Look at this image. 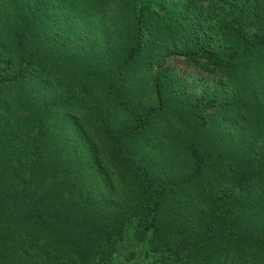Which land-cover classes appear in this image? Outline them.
<instances>
[{
	"label": "trees",
	"instance_id": "1",
	"mask_svg": "<svg viewBox=\"0 0 264 264\" xmlns=\"http://www.w3.org/2000/svg\"><path fill=\"white\" fill-rule=\"evenodd\" d=\"M12 12L0 44V264H264V0H0V40ZM92 34L104 46L81 43ZM161 37L235 86L183 96L182 182L157 179L126 147L165 110L164 81L150 73L147 90L138 66ZM241 103L253 114L219 137L227 151L201 153L198 136ZM116 115L128 125L112 126ZM92 121L102 127L78 155L71 132Z\"/></svg>",
	"mask_w": 264,
	"mask_h": 264
},
{
	"label": "rangeland",
	"instance_id": "2",
	"mask_svg": "<svg viewBox=\"0 0 264 264\" xmlns=\"http://www.w3.org/2000/svg\"><path fill=\"white\" fill-rule=\"evenodd\" d=\"M176 2L178 0H172ZM201 7L205 8L206 4H200ZM110 14V13H109ZM14 12L10 14L8 20H4L2 24L4 25L1 31L2 38L0 44L4 43L5 40H9V29L12 27ZM109 16V15H108ZM107 16V17H108ZM102 20H105L104 18ZM101 19H98L95 23H99ZM94 23H90L91 28L95 29ZM55 32V31H54ZM52 32V33H54ZM94 39V35L90 37L81 36L80 41L85 42L87 46L96 47L104 46L99 43H94L91 41ZM102 43V42H101ZM165 38H160V40L154 39L150 44L149 48L144 51L143 57L139 60L138 66L139 71V83L144 86L147 90L149 87V74L158 75L160 80L165 83V90H167L165 110L161 115V118L156 120L152 126L153 133H143L142 136L137 138L135 141H130L126 147L132 151L145 165H147L151 174L157 179L175 180L177 182H182L184 178L190 174L191 163L186 158L187 145L190 140L191 123L188 120L186 109H182L183 103L181 100L183 96H188L192 93H201L204 90L218 88L229 94L235 93V86L233 83L229 82L228 78L225 77L221 72L213 70L212 68H206L203 64H193L189 62L186 58L180 57L176 54H171L166 50ZM108 48L110 45L108 44ZM33 81L31 82V85ZM98 96L99 109L104 108L107 111V93L100 91L99 93L94 91ZM45 93L40 92L39 96H44ZM149 92L146 91L144 99L147 101L150 96ZM47 97H52L48 94ZM46 97V98H47ZM109 103V102H108ZM52 109L57 111V116L59 122H66V114L63 110ZM77 117L79 119H84L85 115L83 110H76ZM235 117L231 119V123L225 125L218 124L207 130L205 133L200 134L197 138L198 146L200 152L204 154H210L211 156L220 155L221 153L227 151L226 147L220 148L219 137L224 136V133L230 131L228 126L233 125L234 129L237 130L240 126L246 125V119L244 116H249L253 114L252 105H245L241 103L239 108L234 109ZM261 112V111H260ZM257 113V115H263ZM214 114L215 111L210 112ZM220 116V115H219ZM218 116V117H219ZM109 119L108 123H112L115 120V124L112 125L115 128H121L122 125H128V120L123 115H116L115 118ZM221 122H224L223 117H219ZM226 120H230L226 118ZM100 122H91V124H85V132L77 128H73L71 132L72 135V146L75 149V153L78 155L88 154L87 149L89 141L86 138H94L98 135V130L101 129ZM62 131H66L65 128ZM240 133V132H239ZM242 136V135H240ZM72 148V147H71ZM7 160V155L5 154V145L3 143V137L0 136V167L2 163ZM73 166L70 164V169ZM126 179V181H125ZM127 176L124 174L119 176L117 173L115 177L116 186L119 191H126L127 188ZM129 181V180H128ZM127 248H132V241L126 245Z\"/></svg>",
	"mask_w": 264,
	"mask_h": 264
}]
</instances>
